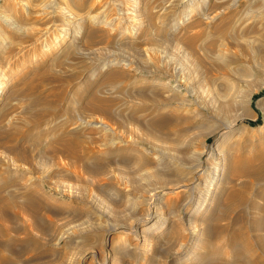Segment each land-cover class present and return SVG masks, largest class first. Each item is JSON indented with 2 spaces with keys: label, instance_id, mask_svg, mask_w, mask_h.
I'll list each match as a JSON object with an SVG mask.
<instances>
[{
  "label": "rangeland",
  "instance_id": "rangeland-1",
  "mask_svg": "<svg viewBox=\"0 0 264 264\" xmlns=\"http://www.w3.org/2000/svg\"><path fill=\"white\" fill-rule=\"evenodd\" d=\"M127 1L0 0V78L4 82L0 85V126L5 132L29 134L35 145L22 139L10 144L15 151L0 148V177L17 183L29 180L42 190V199L51 202L45 212L41 209L37 214L50 232L27 235L42 252L36 246V252L19 257L15 264L40 258L53 264H110L116 253L120 255L113 264L140 263L145 253L155 262L165 259L171 264L172 257L163 258L168 252L163 237L160 242L154 240L157 225L145 229L166 216L168 198L179 194L200 201L207 191L205 179L216 160L214 138H204L203 144V137L195 138L180 165L181 171L191 173L189 180L182 181L186 177L182 174L181 182H171L168 195L167 185L152 173L174 174L162 163L167 151L165 157H184L166 145L157 143L158 148L142 125V115L130 109L139 103L134 92L145 90L155 73L176 86L193 107L210 103L216 91L206 82L208 73L200 63L202 39L191 52L186 38L199 32L206 47L214 51L222 46L221 52L228 55L230 40L216 29L230 10L220 15L222 19L213 20L212 11L220 6L210 0ZM240 3L233 6L234 11L239 12ZM254 35L248 36L253 44L250 52L236 54L240 50L230 49L236 56L231 71L238 79L237 97L222 120L223 124L235 120L237 126L249 130L262 124L256 102L264 98V33L263 37ZM235 38L239 41L240 34ZM110 73L123 77L112 80ZM250 91L254 94L248 100ZM153 116L145 119L154 120ZM130 148L152 159L149 170H133ZM96 167L99 177L87 172ZM188 182L192 184L185 185ZM15 201L20 204L22 199ZM12 211L5 213L4 220L0 218V227L25 228L27 217ZM149 215L154 221L143 225L145 220L140 219ZM19 251L18 246L15 252Z\"/></svg>",
  "mask_w": 264,
  "mask_h": 264
},
{
  "label": "bare ground",
  "instance_id": "bare-ground-1",
  "mask_svg": "<svg viewBox=\"0 0 264 264\" xmlns=\"http://www.w3.org/2000/svg\"><path fill=\"white\" fill-rule=\"evenodd\" d=\"M210 1L212 4H216L218 7L220 6V9L218 8L212 11L213 20L217 18L219 19L222 13L230 10L227 15L223 14L225 17H222V21L220 20V26L217 25L219 27H217V29L215 28L216 33L222 35L223 38H228V40H230L229 43L232 45V50H240L236 54L239 52L248 53L249 49H252L250 47H253V44L251 46V37H248L249 34H255V38L257 34L263 35L264 33V0ZM210 1H208L207 4H210ZM239 1L241 2L239 5L240 7L237 8L239 12L234 11L235 8L233 6H238L236 4H238ZM209 7L211 6H207V8ZM65 19L67 20L66 16ZM239 34L241 38L238 41V38L235 37ZM262 35L261 37L264 36ZM119 36L120 35L117 37ZM202 36L204 35L199 34L198 32L195 33V37L190 36V38H186V45L191 52H195L198 48V40L202 39L201 43H203L200 44L201 47L198 45L202 52L200 63L202 67L207 70L205 72L208 73V79L206 82L210 88H213L216 91V93L212 91L215 93H212L215 95L213 98L211 97L212 101L201 107L197 106V104L196 107H193L194 104L192 105L190 103L191 101H186V99L179 94L176 86L166 82V80L163 81L164 78L155 73V76H153L149 82L150 85H148L145 90L140 89L138 92H134L136 93L134 95L137 96L136 98H138L139 103L130 110L135 112L136 115H142L144 118L142 120V125L145 127L146 131L151 134L150 137L153 139V142L155 141L156 144L159 143L163 146L166 145L168 146L169 151L179 152L184 157L181 158L178 154H169L168 157H165L168 153L167 151V153L163 155L164 157H162L165 158V162L162 163L167 168V171H172L174 174L171 176H165L160 172L152 173L156 179L158 178V180L164 185H167L165 186V192L168 195L172 191L170 187L171 182L174 180L181 182L182 174L186 176L182 181L186 183L189 180L188 176L191 173H186L183 170L182 172L180 170V165L185 162L186 156L190 154V148L195 138L198 137L201 139L203 137L201 140L202 144L204 138H214L212 147L214 148L213 152L215 153L216 160L213 165L211 164L212 166L209 170L207 169L209 171V173H207V179H205L207 182H205L207 191L202 195V200L199 199L200 201H198L197 197H195V200L192 198L186 199L187 196L181 198L182 196H178L179 194L170 197L167 199L166 206H168V211L164 218L158 217L157 220L154 221L149 215L140 220H145L144 223H142L143 225L151 223L152 220L154 221V223L148 226L145 230H150L157 225L155 231H158V237L154 238V240H156L157 243L161 241L159 238L163 237L162 241L166 243L168 250L163 258H166L167 260V257H172L171 264H264V98H260L256 102V106L259 107V110L262 112V124L255 130H249L246 126L239 127L234 123L235 120L232 123L223 124L222 120L224 119V116L229 113L233 106L236 105V79L234 80L235 77H233L234 75L231 71V65H233L236 56L234 55L235 58L232 56L234 51L230 50V47V49H226L225 51L228 55L223 54V51L221 52V49L223 48L221 45V49L216 46L217 49L214 51L212 50V47H206V42H204L206 39H203ZM236 51L237 50H235V52ZM102 67L104 68V66ZM118 74H111L110 78L112 80L117 79L119 77ZM128 77L129 76H127V79ZM237 80L236 83L238 82ZM2 81V78H0V85L4 84ZM130 82H132V80ZM133 85L132 88L134 87ZM138 86L139 85L136 87ZM253 94L254 93L251 91L248 93V100H251ZM148 114H154L153 117H155V119L149 121L146 120L145 118ZM149 117L152 118V116ZM22 139H26L25 142L35 146L29 134L25 135V132L21 130H14L12 133L5 132L0 126V148L3 149L5 147V149L7 148L10 151H15V146H11L10 144ZM157 146L160 148L158 144ZM125 150L127 151L128 149ZM128 151L131 154L129 157L131 161H133L132 164L134 165V171L145 170L149 165L151 166L153 164V162H151L152 159L141 156V154L138 155L139 152L137 153L136 149L133 150L130 148ZM161 151L165 152L164 149ZM16 155L19 156L17 153ZM195 157L197 160V156H194V158ZM19 158L21 162L25 161V157L20 156ZM17 161L18 164H22L19 162V159H17ZM17 161L15 160V162ZM157 166L155 165V167ZM157 169L160 170L159 168ZM88 170V173L93 172L94 175H98L99 177V168H97V170L89 168ZM19 181L20 182L17 183L12 180L9 181L7 178L0 177V218L3 219L6 212L17 209L18 211L16 210L12 212H16V215L20 214L17 216H25L24 218L27 217L26 219L28 220L24 219L25 223L29 221V224H25V228L21 230L16 229L15 227H0V264H15V261L19 257H25L24 255L36 252L39 245L37 246L35 241L31 240L32 238L27 239V235L30 232L34 231L44 236L47 235V232H50L43 224V218L41 219L37 215L40 213L39 211L41 209L45 212L50 201L47 198L42 199L44 194H40L41 189L39 190V187L35 183H31L29 180ZM189 183L191 182H188V184L185 185H189ZM4 192H6V196L3 195ZM16 197L22 199L20 204L16 203ZM204 207L205 209L202 211V208ZM201 211L202 213H200ZM232 215L234 216L232 217ZM45 218H48V215L47 217L45 216ZM153 218H155V216ZM141 231L142 232L140 233H143V230ZM19 236L24 237L19 238ZM18 246L21 251L16 253L15 249H17ZM38 250L41 251L40 248H38ZM3 253L6 254V256L3 255ZM119 255L120 253H116L114 259L112 257V264L118 261L117 259L119 258ZM143 255L144 254H142V256ZM147 256L148 255L145 253L140 260V263L138 262L136 264H167L166 261H164L165 259H162L163 261L155 262L152 257L149 258V256ZM40 259H34L29 263L53 264L51 261H42ZM118 264H121V262Z\"/></svg>",
  "mask_w": 264,
  "mask_h": 264
}]
</instances>
